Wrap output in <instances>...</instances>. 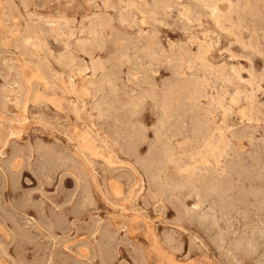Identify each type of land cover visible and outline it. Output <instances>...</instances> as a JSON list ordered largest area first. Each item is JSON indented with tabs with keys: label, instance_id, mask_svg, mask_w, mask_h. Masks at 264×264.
<instances>
[{
	"label": "rangeland",
	"instance_id": "374dc122",
	"mask_svg": "<svg viewBox=\"0 0 264 264\" xmlns=\"http://www.w3.org/2000/svg\"><path fill=\"white\" fill-rule=\"evenodd\" d=\"M236 2L0 0V264H264V0ZM227 78L234 79L231 85ZM176 82H184L181 89ZM163 101L174 111L168 105L171 110L162 112ZM211 143L217 145V158L207 154Z\"/></svg>",
	"mask_w": 264,
	"mask_h": 264
},
{
	"label": "bare ground",
	"instance_id": "6f19581e",
	"mask_svg": "<svg viewBox=\"0 0 264 264\" xmlns=\"http://www.w3.org/2000/svg\"><path fill=\"white\" fill-rule=\"evenodd\" d=\"M152 1L154 2V0H152ZM230 1H231V0H230ZM239 1H241V0H239ZM243 1H244V0H243ZM246 1H247V0H246ZM262 1H263V0H262ZM72 2H73V1H72ZM235 2H236V0H235ZM237 2H238V1H237ZM237 2H236V3H237ZM258 2H259V1H258ZM86 3H87V2H86ZM160 3H161V1H160ZM206 3H207V2H206ZM246 3H248V2H246ZM88 4H89V3H88ZM147 4H149V3H147ZM230 4H231V3H230ZM232 4H234V1L232 2ZM196 5H197V4H196ZM240 5H241V3L238 4L239 7H240ZM248 5L250 6V2L248 3ZM248 5H247V6H248ZM133 6H134V5H133ZM135 6H136V5H135ZM148 6H149V5H148ZM215 6H216V5H215ZM231 6H233V5H231ZM238 6H235L236 9H237ZM242 6H243V4H242ZM247 6H246V7H247ZM251 6L253 7V4H252ZM256 6H257V5H255V7H256ZM156 7H157V6H156ZM209 7H210V6H209ZM233 7H234V6H233ZM244 7H245V6H244ZM246 7H245V8H246ZM162 8H163V7H162ZM210 8H212V7H210ZM241 8H242V7H241ZM245 8H244V9H245ZM259 8H260V7H259ZM187 9L190 10L189 8H187ZM198 9H199V8H198ZM231 9H232V8H231ZM242 9H243V8H242ZM247 9H248V7H247ZM251 9H252V8H251ZM254 9H255V8H254ZM254 9H253V10H254ZM16 10H17V9H16ZM121 10H122V9H121ZM127 10L129 11V9H127ZM188 10H187V11H188ZM204 10H205V9H204ZM204 10H203V11H204ZM217 10H218V9H217ZM232 10H233V9H232ZM238 10H239V9H238ZM253 10H252V11H253ZM256 10H257V8H256ZM124 11H125V9H124ZM124 11H123V12H124ZM130 11H131V10H130ZM153 11H154V9H153ZM153 11H151V13H152ZM254 11H255V10H254ZM120 12H121V11H120ZM126 12H127V11H126ZM126 12H125V13H126ZM147 12H148V11H147ZM155 12H156V11H155ZM231 12H232V11H230V13H231ZM236 12H237V10L235 11V13H236ZM243 12H244V10H243ZM243 12H242V13H243ZM64 13H65V12H64ZM125 13H124V14H125ZM129 13H130V12H129ZM224 13H226V12H224ZM248 13H249V12H248ZM258 13H259V11H258ZM33 14H34V13H33ZM96 14H97V13H96ZM124 14H123V16H124ZM131 14H132V13H131ZM217 14H218V13H217ZM239 14H240V13H239ZM249 14H250V13H249ZM127 15H128V13H127ZM129 15H130V14H129ZM154 15H155V13H154ZM154 15H153V16H154ZM186 15H187V14H186ZM220 15H221V14H220ZM237 15H238V14H237ZM255 15H256V14H255ZM13 16H14V15H13ZM121 16H122V14H121ZM153 16H152V17H153ZM190 16H191V15H190ZM198 16H199V15H198ZM229 16H230V15H229ZM240 16H241V15H240ZM242 16H244V15H242ZM90 17H91V16H90ZM99 17H100V16H99ZM124 17H125V16H124ZM129 17H130V19H133L131 16H129ZM191 17H192V16H191ZM216 17H217V16H216ZM223 17H224V16H223ZM246 17H247V16H246ZM252 17H253V16H252ZM53 18H54V17H53ZM87 18H88V17H87ZM125 18H126V17H125ZM150 18H151V17H150ZM224 18H226V17H224ZM224 18H223V19H224ZM241 18H242V17H241ZM243 18H244V17H243ZM248 18H249V17H248ZM63 19H64V17H63ZM89 19H90V18H89ZM103 19H104V17H103ZM103 19H102V20H103ZM127 19H128V21H130L129 18H127ZM198 19H199V18H198ZM216 19H217V18H216ZM228 19H230V18H228ZM231 19H232V17H231ZM238 19H239V18H238ZM69 20H70V19H69ZM97 20H98V19H97ZM105 20H107V19H105ZM226 20H227V19H226ZM226 20H225V22H226ZM232 20H233V19H232ZM236 20H237V19H236ZM53 21H54V20H53ZM65 21H66V20H65ZM71 21H72V20H71ZM123 21H124V20H123ZM123 21H122V22H123ZM126 21H127V20H125V22H126ZM221 21H222V20H221ZM233 21H235V20H233ZM237 21H238V20H237ZM244 21H245V19H244ZM101 22H102V21L100 20L99 23H101ZM103 22H104V21H103ZM223 22H224V21H223ZM235 22H236V21H235ZM59 23H60V22H59ZM68 23H69V22H68ZM106 23H108V22L106 21ZM106 23H104V24H106ZM129 23H130V22H129ZM219 23H220V22H219ZM230 23H231V22H230ZM232 23H233V22H232ZM240 23H241V21L239 22V24H240ZM57 24H58V23H57ZM64 24H65V23H64ZM102 24H103V23H102ZM102 24H101V26H102ZM110 24H111V23H110ZM233 24H234V23H233ZM59 25H60V24H59ZM97 25H98V24H97ZM106 25H108V24H106ZM106 25H104V26H106ZM217 25H218V24H217ZM219 25H220V24H219ZM223 25H224V23H223ZM236 25H237V22H236ZM236 25H235V27H236ZM101 26H100V27H101ZM220 26H221V25H220ZM231 26H233V25H231ZM238 26H239V25H238ZM242 26H243V25H242ZM34 27H35V26H34ZM53 27H55V26H53ZM95 27H96V26H94V28H95ZM98 27H99V26H98ZM100 27H99V28H100ZM102 27H103V26H102ZM109 27H110V26H109ZM222 27L224 28V26H222ZM30 28H31V27H30ZM59 28H60V27H59ZM61 28H62V27H61ZM240 28H241V26H240ZM14 29H15V28H14ZM27 29H28V28H27ZM51 29H52V28H51ZM57 29H58V28H56V30H57ZM73 29H74V28H73ZM111 29H112V28H111ZM237 29H238V27H237ZM28 30H29V29H28ZM34 30H35V29H34ZM52 30H54V28H53ZM95 30H96V29H95ZM232 30H233V29H232ZM234 30H235V29H234ZM234 30H233V32H234ZM29 31L32 32V29L29 30ZM40 31H42V30H40ZM57 31H58V30H57ZM71 31H73V30H71ZM92 31H93V30H92ZM92 31H90V32H92ZM27 32H28V31H27ZM81 32H82V31H81ZM90 32H89V33H90ZM98 32H100V31H98ZM102 32H103V31H102ZM105 32L108 34L107 31H105ZM24 33H25V32H24ZM28 33H29V32H28ZM40 33H41V32H40ZM40 33H39V37H40ZM43 33H44V32H43ZM93 33H94V32H93ZM37 34H38V33H37ZM98 34H99V33H98ZM107 34H106V35H107ZM31 35H32V33H31ZM90 35H91V34H90ZM95 35H96V33H95ZM98 36H101V35H98ZM98 36H97L96 38H99ZM26 37L29 38V35L25 36V38H26ZM41 37H42V35H41ZM44 37H45V35H44ZM89 37L91 38V36H89ZM25 38H23V39H25ZM96 38H95V39H96ZM86 39H87V38H86ZM88 39H89V38H88ZM91 39H93V38H91ZM91 39H90V40H91ZM102 39H103V38H102ZM26 40H27V39H25V41H26ZM41 40H42V39H41ZM90 40H89V41H90ZM100 40H101V38H100ZM25 41H24V42H25ZM27 41H29V40H27ZM45 41H46V40H44L43 42H45ZM83 41H84V40H83ZM81 42H82V41H81ZM84 42H88V41H84ZM91 42H92V41H91ZM89 43H90V42H89ZM37 44H39V43L37 42ZM46 44H47V42H45L44 45H46ZM99 44H100V43H99ZM130 44H131V43H130ZM132 44H133V43H132ZM34 45H36V44H34ZM39 45H40V44H39ZM124 45H125V44H124ZM202 45H206V44L204 43V44H202ZM32 46H33V45H32ZM37 46H38V45H37ZM42 46H43V45H42ZM85 46H86V43H85ZM90 46H91V44H90ZM97 46H98V44H97ZM104 46H105V44H104ZM199 46L201 47V45H199ZM199 46H198V47H199ZM33 47H34V46H33ZM40 47H41V46H40ZM40 47H39V50H40ZM45 47L47 48V45H46ZM209 47H210V45H209ZM91 48H92V47H91ZM93 48H94V46H93ZM98 48H99V47H98ZM103 48H104V47H103ZM121 48H122V47H121ZM125 48H126V47H125ZM127 48H128V47H127ZM129 48H130V47H129ZM32 49L34 50V48H32ZM80 49H81V48H80ZM83 49H86V48H83ZM123 49H124V48H123ZM134 49H135V47H134ZM189 49H190V48H189ZM189 49H187V50H189ZM202 49H203V48H202ZM28 50H29V49H28ZM35 50H36V49H35ZM42 50H43V49H42ZM90 50H91V49H90ZM126 50H127V49H126ZM131 50H133V49H131ZM151 50H153V49L151 48ZM154 50H155V49H154ZM156 50H157V49H156ZM198 50H199V48H198ZM254 50H255V49H254ZM23 51H24V50H23ZM31 51H32V50H31ZM31 51H30V52H31ZM66 51H67V49H66ZM68 51H69V50H68ZM129 51H130V50H129ZM136 51H137V50H136ZM196 51H197V50H196ZM206 51H207V49H206ZM35 52H36V51H35ZM124 52H125V51H124ZM132 52H133V51H132ZM137 52H138V51H137ZM154 52H155V51H154ZM162 52H163V51H162ZM202 52L204 53V51H202ZM39 53H40V52H39ZM126 53L128 54L129 52H126ZM138 53H139V52H138ZM148 53H149V52H148ZM160 53H161V52H160ZM164 53H166V55H167L168 52H164ZM203 53H201V54L203 55ZM50 54H51V53H50ZM61 54H62V53H61ZM66 54L68 55V53H66ZM153 54H154V53H153ZM198 54H200V53H198ZM31 55H32V54H31ZM59 55H60V54H59ZM64 55H65V53H64ZM67 55H66V56H67ZM132 55H134V54H132ZM138 55H139V54H138ZM158 55H159V54H158ZM160 55H161V54H160ZM207 55H208V54H207ZM121 56H122V55H121ZM126 56L128 57V55H126ZM129 56H131V54H130ZM37 57H38V56H37ZM61 57H63V55H61ZM70 57L73 59V56H70ZM137 57H138V56H137ZM144 57H145V56H144ZM146 57H147V56H146ZM149 57H152V56H150V54H149ZM197 57H198V56H197ZM64 58H66V57L64 56ZM64 58H63V59H64ZM71 58H70V59H71ZM99 58H100V57H99ZM109 58H110V57H109ZM147 58H148V57H147ZM191 58H192V57H191ZM200 58H201V55H200ZM203 58H204V56H203ZM68 59H69V55H68ZM74 59H75V58H74ZM118 59H119V58H118ZM121 59H122V57H121ZM121 59H120V60H121ZM128 59H129V57H128ZM152 59H153V58H152ZM157 59H158V58H157ZM167 59H168V58H167ZM196 59H197V58H195V60H196ZM58 60H59V58H58ZM60 60H61V59H60ZM60 60H59V63H60ZM66 60H67V59H66ZM97 60H98V59H97ZM179 60H180V59H179ZM198 60H199V59H198ZM205 60H207V57L205 58ZM68 61H69V60H68ZM70 61H72V60H70ZM122 61H123V60H122ZM185 61H186V60H185ZM207 61H208V60H207ZM61 62H62V61H61ZM63 62H64V61H63ZM65 62H66V61H65ZM73 62H74V60H73ZM96 62H97V61H96ZM171 62H172V61H171ZM183 62H184V61H183ZM188 62L190 63V61L187 60V63H188ZM192 62H193V61H192ZM200 62H201V61H200ZM68 63H69V65L71 66L70 62H68ZM68 63H67L66 65H68ZM100 63L102 64V61H101ZM107 63H108V62H107ZM185 63H186V62H185ZM195 63H196V61H195ZM202 63H203V62H202ZM204 63H206V62L204 61ZM208 63H209V61H208ZM93 64H94V62H93ZM117 64H118V63H117ZM121 64H122V63H121ZM192 64H193V63H192ZM211 64H212V63H210V65H211ZM64 65H65V64H64ZM184 65H185V64H184ZM203 65H204V64H203ZM39 66H40V64L38 65V67H39ZM44 66H45V65H44ZM73 66H74V65H73ZM93 66H94V65H93ZM96 66H97V65H96ZM117 66L119 67V65H117ZM190 66H191V64H190ZM40 67H41V66H40ZM98 67H99V66H98ZM100 67H102V70H104V69H103V66H100ZM100 67H99V69H100ZM111 67H112V66H111ZM114 67H115V66H114ZM114 67H112V68H114ZM183 67H184V66H183ZM192 67H193V65H192ZM207 67H208V66H207ZM212 67H213V66H212ZM212 67H211V69L214 68V67H213V68H212ZM96 68H97V67H96ZM96 68H95V69H96ZM179 68H180V67H179ZM188 68H189V66H188ZM188 68H187V69H188ZM190 68H191V67H190ZM190 68H189L188 70H190ZM201 68H202V67H201ZM205 68H206V67H205ZM221 68H222V67H221ZM223 68H224V70H225V67H223ZM223 68H222V70H223ZM97 69H98V68H97ZM119 69H120V68H119ZM177 69H178V68H177ZM193 69H194V68H193ZM203 69H204V68H203ZM218 69H219V68H218ZM48 70H49V69H48ZM50 70H51V69H50ZM179 70H180V69H179ZM181 70H182V69H181ZM191 70H192V69H191ZM191 70H190V71H191ZM205 70H209V69H205ZM216 70H217V69H216ZM194 71H197V70H194ZM199 71H200V70H198V72H199ZM82 72H83V71H82ZM107 72H108V71H107ZM177 72H178V71H177ZM180 72H181V71H180ZM201 72H202V71H201ZM210 72H211V71H210ZM217 72H218V71H217ZM219 72H220V71H219ZM219 72H218V73H219ZM178 73H179V72H178ZM182 73H183V72H182ZM182 73H180V74L182 75ZM194 73H195V72H194ZM205 73H206V72H205ZM220 73H222V72H220ZM100 74H101V73H100ZM103 74H104V73H103ZM108 74H110V73H108ZM115 74H116V73H115ZM117 74H119V73L117 72ZM184 74H185V73H184ZM195 74H196V73H195ZM222 74H223V73H222ZM222 74H221V76H222ZM227 74H228V78H229L230 75H229V73H227ZM227 74H226V75H227ZM231 74H232V73H231ZM185 75H188V74H185ZM185 75H184V76H185ZM210 75L212 76L211 73H210ZM216 75H217V74H216ZM226 75H225V76H226ZM237 75H238V74H237ZM100 76H101V75H100ZM112 76H113V75H112ZM193 76H194V75H193ZM207 76H208V75H207ZM225 76H224V77H225ZM232 76H233V75H232ZM20 77H21V75H20ZM46 77H47V76H46ZM108 77H110V75H109ZM182 77H183V75H182ZM188 77H189V79H190L191 76H188ZM197 77H198V76H197ZM215 77H216V76H215ZM230 77H231V76H230ZM70 78H71V77H70ZM70 78H69V79H70ZM99 78H100V77H99ZM103 78H104V77H103ZM105 78H107V76H106ZM110 78H111V77H110ZM110 78H109V79H110ZM115 78H116V77H114L113 79H115ZM186 78H187V76H186ZM195 78H196V77H195ZM228 78H227V81H228ZM232 78H233V77H232ZM240 78H241V77H240ZM16 79H17V78H16ZM19 79H20V78H19ZM107 79H108V78H107ZM117 79H119V77H117ZM117 79H115V80H117ZM183 79H184V78H183ZM189 79H186V81L189 80ZM192 79H193V78H192ZM200 79H201V78H200ZM203 79H204V76H203ZM230 79H231V78H230ZM22 80H23V79H22ZM22 80H20V81H22ZM194 80H195V79H194ZM215 80H216V79H215ZM218 80H219V79H218ZM233 80H234V79H233ZM233 80H232V81L230 80V81L233 82ZM97 81H98V80H97ZM104 81H105V80H104ZM107 81H108V80H107ZM107 81H106V82H107ZM180 81H181V80H180ZM205 81H207V80H205ZM230 81H228V82H230ZM16 82H18V81H16ZM70 82H71V80H70ZM72 82H73V81H72ZM102 82H103V81H102ZM111 82H112V81H111ZM115 82H116V81H115ZM172 82H173V81H172ZM184 82H185V81H184ZM184 82H183V83H184ZM190 82L192 83V81H190ZM195 82H196V81H195ZM209 82H210V81H209ZM214 82H215V81H214ZM214 82H213V83H214ZM222 82H223V81H222ZM222 82H221V84H222ZM225 82H226V81H225ZM231 82L229 83L230 85H231ZM113 83H114V82H113ZM113 83H111V84L114 85ZM145 83H146V82H145ZM145 83H144V84H145ZM183 83H182V84H183ZM187 83H188V81L185 83L186 86L189 85V83H188V85H187ZM197 83H198V82H197ZM217 83H218V82H217ZM237 83H238V82H237ZM95 84H96V81H95ZM118 84H119V83H117V85H118ZM170 84H171V83H170ZM172 84H173V83H172ZM182 84H180L179 86L182 87ZM195 84H196V83H195ZM203 84H204V83H203ZM221 84H220V85H221ZM225 84H226V83H225ZM234 84H235V83H233V85H234ZM19 85H20V84H19ZM19 85H18V86H19ZM23 85H25V84H23ZM106 85H107V84H106ZM162 85H163V84H162ZM165 85H166V84H165ZM165 85H163V86H165ZM167 85H168V83H167ZM167 85H166V86H167ZM175 85L178 86V83L176 82ZM185 85H184V87H185ZM197 85L200 87L199 84H197ZM214 85H215V83H214ZM222 85H223V84H222ZM21 86H22V85H21ZM75 86H76V85H75ZM90 86H91V85H90ZM119 86H120V85H119ZM170 86H171V85H170ZM177 86H176V87H177ZM179 86H178V87H179ZM192 86H193V84H192ZM204 86H205V85H204ZM211 86L213 87V85H211ZM211 86H209V87H211ZM226 86H227V85H226ZM234 86H237V85H234ZM71 87H72V83H71ZM96 87H100V81H99V86H96ZM102 87H103V86H102ZM107 87H108V86H107ZM112 87H114V86H112ZM116 87H117V86H116ZM116 87H115V88H116ZM152 87H153V86H152ZM168 87H169V85H168ZM178 87H177V88H178ZM184 87H183V89H184ZM196 87H197V86H196ZM199 87H198V88H199ZM214 87H215V86H214ZM227 87H228V86H227ZM19 88H21V87H19ZM22 88H24V87L22 86ZM72 88H73V87H72ZM105 88H106V87H105ZM115 88H114V89H115ZM117 88H118V87H117ZM117 88H116V89H117ZM172 88H174V87L171 86V89H172ZM190 88H191V87H190ZM222 88H223V86H222ZM95 89H96V88H95ZM98 89H99V88H98ZM110 89H112V88L110 87ZM124 89H125V88H124ZM124 89H123V92H124ZM135 89H136V88H135ZM164 89H166V88H163V91H165ZM179 89H181V88L179 87ZM188 89H189V88H188ZM195 89H196V88H195ZM195 89H193V90H195ZM213 89H216V88H213ZM219 89H220V88H219ZM225 89H226V88H225ZM234 89H235V88H234ZM238 89H239V88H238ZM25 90H26V88H25ZM100 90H101V91H104L105 89H104V90L100 89ZM107 90H108V89H107ZM161 90H162V89H161ZM169 90H170V89H169ZM191 90H192V89H191ZM200 90H201V88H200ZM203 90H204V89H203ZM222 90H223V89H222ZM227 90H228V89H227ZM239 90H240V92H241V89H239ZM239 90H238V91H239ZM17 91H18V90H17ZM20 91H21V90H20ZM22 91H24V90H22ZM22 91H21V92H22ZM101 91H100V92H101ZM112 91H113V90H112ZM132 91H133V90H132ZM139 91H140V90H139ZM149 91H150V90H149ZM149 91H148V93H149ZM163 91L161 92V94L163 93ZM166 91H167V90H166ZM166 91H165V92H166ZM170 91H172L171 93H173V90H170ZM181 91H182V90H181ZM183 91H184V90H183ZM219 91H220V90H219ZM238 91H237V93H238ZM243 91H244V90H243ZM25 92H26V91H25ZM73 92H74V91H73ZM75 92H76V91H75ZM113 92H114V91H113ZM118 92H119V91H118ZM152 92H153V90H152ZM154 92H155V91H154ZM177 92H178V91H177ZM190 92H191V91H190ZM190 92H189V93H190ZM223 92H225V90H223ZM23 93H24V92H22V94H23ZM94 93H96V92L94 91ZM105 93H106V92H105ZM133 93H134V92H133ZM138 93H139V92H138ZM138 93H137V94H138ZM141 93H142V91H141ZM144 93H145V91H144ZM146 93H147V91H146ZM156 93H157V90H156ZM167 93H168V92H167ZM169 93H170V92H169ZM179 93H180V92H179ZM186 93H187V92H186ZM196 93H197V92H196ZM198 93L201 94V92H198ZM202 93H203V92H202ZM204 93H205V92H204ZM207 93H208V92H207ZM220 93H222V92H220ZM226 93H227V92H226ZM228 93H229V91H228ZM17 94H18V93H17ZM22 94H21V95H22ZM92 94H93V93H92ZM99 94H100V93H99ZM110 94H111V93H110ZM122 94H123V93H122ZM124 94H125V93H124ZM128 94H129V93H128ZM130 94H131V92H130ZM152 94H153V93H152ZM224 94H225V93H224ZM234 94H236V93H234ZM234 94H232V95H234ZM240 94H241V93H240ZM19 95H20V94H19ZM74 95H75V94H74ZM108 95H109V93H108ZM108 95L106 94V96H108ZM140 95H141V94H140ZM148 95L150 96V94H148ZM154 95H155V94H154ZM164 95H165V94H164ZM175 95H176V94H175ZM182 95H185V94L182 93ZM197 95H199V94H197ZM197 95H196V97H197ZM201 95H202V94H201ZM225 95H226V94H225ZM228 95H229V94H228ZM238 95H239V94H238ZM22 96H23V98H24V94H23ZM75 96H76V95H75ZM94 96L97 97V95H94ZM103 96H104V93H103ZM112 96H113V95H112ZM129 96H130V95H129ZM131 96H132V95H131ZM138 96H139V95H138ZM142 96H144V95H142ZM142 96H141V97H142ZM151 96H152V95H151ZM157 96H158V95H157ZM162 96H163V95H162ZM167 96H168V95H167ZM167 96H166V98H168ZM204 96H205V95H204ZM204 96H203V97H204ZM214 96H215V95H214ZM235 96H236V95H235ZM239 96H240V95H239ZM247 96H248V95H247ZM19 97H20V96H19ZM108 97H109V96H108ZM114 97H115V95H114ZM141 97L139 96L138 98H141ZM145 97H146V96H144V98H145ZM154 97H156V96H154ZM154 97H153V98H154ZM186 97H187V96H186ZM191 97H193V96H191ZM194 97H195V96H194ZM200 97H201V96H200ZM211 97H213V96H211ZM220 97H221V96H220ZM231 97H232V96H231ZM231 97H229V98L231 99ZM21 98H22V97H21ZM77 98H78V97H77ZM92 98H93V97H92ZM92 98H91V100H92ZM106 98H107V97H106ZM112 98H113V97H111L110 99L112 100ZM133 98H135V97H133ZM136 98H137V97H136ZM142 98H143V97H142ZM149 98H150V97H149ZM157 98H161V97H157ZM157 98H156V99H157ZM172 98H173V97H172ZM178 98H179V97H178ZM180 98H181V97H180ZM18 99H20V98H18ZM114 99H115V98H114ZM127 99H128V96H127ZM163 99H165V98H163ZM163 99H161V100H163ZM169 99H171V97H170ZM174 99H175V97H174ZM182 99H183V98H182ZM189 99H190V98H189ZM200 99H201V98H200ZM210 99H211V98H210ZM215 99H216V98H215ZM232 99H233V97H232ZM234 99H236V97H235ZM240 99H241V98H240ZM20 100H21V99H20ZM102 100H104V98L101 99V101H102ZM117 100H118V99H117ZM120 100H122V99H119V101H120ZM128 100H129V99H128ZM132 100H135V99H132ZM140 100H141V99H140ZM140 100H139V101H140ZM142 100H143V99H142ZM142 100H141L140 102L143 103L144 100H143V101H142ZM145 100H146V99H145ZM147 100H148V99H147ZM154 100H155V98L153 99V101H154ZM158 100H159V99H158ZM167 100H168V99H167ZM171 100H172V99H171ZM176 100H177V99H176ZM190 100H191V99H190ZM211 100H212V99H211ZM238 100H239V98H238ZM2 101H3V100H2ZM2 101H1V102H2ZM22 101H23V100H22ZM81 101H82V100H81ZM92 101H94V100H92ZM98 101H99V99H98ZM98 101H97V103H98ZM104 101H105V100H104ZM108 101H109V100H108ZM113 101H114V100H113ZM119 101H117V102H119ZM122 101H123V100H122ZM136 101H137V100H136ZM168 101H169V100H168ZM180 101H181V100H180ZM182 101H183V100H182ZM191 101H192V100H191ZM195 101H196V100H195ZM213 101H214V100H213ZM213 101H212V102H213ZM215 101H216V100H215ZM219 101H220V100H219ZM224 101H225V100H224ZM102 102H103V101H102ZM123 102H124V101H123ZM159 102H160V101H159ZM159 102H158V104H159ZM163 102H164L163 106L161 105V106L163 107L162 112L164 111V113H167V110H168V108H169V107H168L169 102H167V101H163ZM163 102H162V103H163ZM171 102H172V101H171ZM173 102H174V100H173ZM185 102H186V101H185ZM231 102H233V101H231ZM235 102H236V101H235ZM240 102H241V101H240ZM246 102H247V101H246ZM4 103H5V102H4ZM4 103H3V104H4ZM103 103H104V102H103ZM109 103H111V101H109ZM119 103H122V102L120 101ZM144 103H145V102H144ZM162 103H161V104H162ZM178 103H179V102H178ZM188 103H189V102H188ZM190 103H192V102H190ZM196 103H198V101H197ZM221 103H222V102H221ZM221 103H220V105H221ZM223 103H224V102H223ZM14 104H15V103H14ZM105 104H107V103H105ZM126 104H127V103H126ZM126 104H125V105H126ZM131 104H132V102L129 104V101H128V105H131ZM134 104H135V103H134ZM171 104H172V103H171ZM174 104L177 105L176 103H174ZM179 104H180V103H179ZM182 104H183V103H182ZM201 104H202V103H201ZM224 104H225V103H224ZM231 104H232V103H230V105H231ZM236 104H237V103H236ZM236 104H235V105H236ZM238 104H240L239 101H238ZM99 105H100V104H99ZM103 105H104V104H103ZM110 105H111V104H110ZM110 105H109V109H111ZM125 105L122 104V108H123V106H125ZM142 105H143V104H142ZM153 105H155V104H153ZM180 105H181V104H180ZM183 105H185V104H183ZM195 105H197V104H195ZM213 105H214V104H213ZM215 105H216V104H215ZM215 105H214V106H215ZM230 105H228V106H230ZM251 105H252V104H251ZM95 106H96V105H95ZM95 106H94V107H95ZM104 106H105V105H104ZM114 106H117L116 103H115ZM131 106H133V105H131ZM131 106H130V107H131ZM135 106H136V104H135ZM155 106H158V105H155ZM159 106H160V105H159ZM169 106L171 107V105H169ZM187 106H188V104H187ZM201 106H202V105H201ZM201 106H200V107H201ZM223 106H224V105H223ZM228 106H227V108H228ZM252 106H253V105H252ZM99 107H101V105H100ZM126 107H127V106H126ZM126 107H125V108H126ZM133 107H134V106H133ZM141 107H142V106H141ZM175 107H176V106H175ZM181 107H182V106H181ZM191 107H192V106H191ZM195 107H196V106H195ZM210 107H212V106H210ZM217 107H218V106H217ZM230 107L232 108V106H230ZM102 108H103V107H102ZM104 108H106V107H104ZM116 108H117V107H116ZM128 108H129V106H128ZM135 108H136V107H135ZM157 108H158V107H157ZM157 108H156V109H157ZM173 108H174V107H173ZM179 108H180V107H179ZM193 108H194V107H193ZM204 108H205V107H204ZM212 108H213V107H212ZM231 108H229V109H231ZM250 108H251V107H250ZM96 109H97V108H96ZM99 109H100V108H99ZM106 109H108V107H107ZM118 109H119V107H118ZM118 109H117V111H118ZM126 109H127V108H126ZM130 109H131V108H130ZM130 109H129V111H130ZM139 109H140V108H139ZM159 109H160V108H159ZM171 109H172V107H171ZM171 109L169 108V110H171ZM176 109H178V107H177ZM183 109H184V108H183ZM195 109H196V108H195ZM199 109H200V108H199ZM199 109H198V110H199ZM229 109H228V111H229ZM76 110H77V109H76ZM97 110H98V109H97ZM102 110H104V109H102ZM124 110H125V109H124ZM132 110H133V109H132ZM137 110H138V109H137ZM160 110H161V109H160ZM172 110H173V109H172ZM191 110H192V109H191ZM191 110H190V111H191ZM220 110H221V109H220ZM224 110H226V108H225ZM231 110H234V109H231ZM110 111H111V110H110ZM110 111H109V112H110ZM113 111H114V110H113ZM119 111H120V109H119ZM119 111H118V112H119ZM156 111H157V110H156ZM173 111H174V110H173ZM173 111H172L171 113H173ZM182 111H183V110H182ZM200 111H201V110H200ZM209 111H210V110H209ZM250 111L252 112L251 109H250ZM100 112H101V111H100ZM104 112H105V111H104ZM109 112L107 111V113H109ZM111 112H112V111H111ZM126 112H128V111H126ZM126 112H125V114H126ZM130 112H132V111H130ZM133 112H136V113H137L136 109H135V111L133 110ZM197 112H199V111H196V112H194V113H197ZM214 112H215V111H214ZM224 112H225V111H224ZM230 112H231V111H230ZM77 113H78V112H77ZM102 113H103V112H102ZM114 113H115V112H114ZM136 113H134V114H136ZM176 113H177V112H176ZM184 113H185V111H184ZM192 113H193V112H192ZM199 113H201V112H199ZM205 113H206V112H205ZM205 113H204V114H205ZM222 113H223V112H222ZM226 113H227V112H225L224 114L226 115ZM162 114H163V113H162ZM169 114H170V113H169ZM169 114H168V115H169ZM174 114H175V112H174ZM174 114H173V115H174ZM208 114H210V113H208ZM214 114H215V113H214ZM107 115H108V114H107ZM109 115H111V113H109ZM136 115H137V114H136ZM160 115H161V114H160ZM168 115H167V116H168ZM170 115H171V114H170ZM173 115L170 116V117L172 118ZM177 115H178V113H177ZM222 115H223V114H222ZM228 115H229V113H228ZM120 116H121V115H120ZM175 116H176V115H175ZM183 116H184V115H183ZM193 116H194V115H193ZM193 116H192V117H193ZM196 116H198V115H196ZM207 116H209V115H207ZM210 116H212V113L210 114ZM126 117H127V116H126ZM126 117H124V118H126ZM134 117H135V115H134ZM176 117H177V116H176ZM179 117L182 118V116H178V118H179ZM188 117H189V116H188ZM200 117H201V116H200ZM226 117H227V116H225V118H226ZM100 118H101V117H100ZM108 118H109V117H108ZM122 118H123V117H122ZM124 118H123V119H124ZM129 118H130V117H129ZM132 118H133V117H132ZM132 118H131V119H132ZM157 118H158V117H157ZM183 118H184V117H183ZM193 118H194V117H193ZM193 118H192V119H193ZM201 118H203V117H201ZM246 118H247V117H246ZM126 119H128V118H126ZM135 119H136V117H135ZM140 119H141V118H140ZM158 119H159V118H158ZM166 119H167V118H166ZM174 119H175V118H174ZM174 119H173V120H174ZM176 119H177V118H176ZM198 119H199V118H198ZM226 119H227V118H226ZM124 120H125V119H124ZM178 120H179V119H178ZM190 120H191V119H190ZM207 120H209V119H207V117H206V121H207ZM211 120H212V119H211ZM211 120H210V122H211ZM215 120H216V119H215ZM129 121H130V124H131V120H129ZM129 121H127V122H129ZM161 121H162V120H161ZM164 121H165V120H164ZM164 121H163V123H164ZM169 121H171L170 118H169ZM175 121H176V120H175ZM191 121H192V120H191ZM193 121H194V120H193ZM142 122H143V121H142ZM142 122L140 121V122H139V125H140ZM165 122H166V121H165ZM182 122H183V120H182ZM207 122H208V121H207ZM210 122H209V124H210ZM212 122H213V120H212ZM217 122H218V121H217ZM222 122H223V120H222ZM124 123H125V121H124ZM143 123H144V122H143ZM166 123H168V121H167ZM166 123H165V124H166ZM169 123H170V122H169ZM169 123H168V126H169ZM172 123H173V122H172ZM191 123H192V122H191ZM191 123H190V124H191ZM197 123H198V122H197ZM199 123H200V122H199ZM218 123H219V122H218ZM223 123H224V122H223ZM227 123H228V122H227ZM231 123H232V122H231ZM104 124H105V123H104ZM118 124H119V123H118ZM135 124H137V123L135 122ZM135 124H134V125H135ZM158 124H159V123H158ZM165 124H163V125H165ZM175 124H176V123H175ZM181 124H182V123H181ZM184 124H186V123H184ZM190 124H189V125H190ZM204 124H205V123H204ZM209 124H207V126H208ZM224 124H226V123H224ZM86 125H87V124H86ZM95 125H96V124H95ZM123 125H124V124H123ZM127 125H128V124H127ZM143 125H144V124H143ZM143 125H142V126H143ZM172 125H173V124H172ZM198 125H199V124H198ZM213 125H214V124H213ZM220 125H221V124H220ZM241 125H242V124H241ZM102 126H103V125H102ZM120 126H122V125H120ZM128 126H129V125H128ZM144 126H145V125H144ZM157 126H158V125H157ZM183 126H184V125H183ZM193 126H195V124H194ZM199 126H200V125H199ZM207 126H206V127H207ZM217 126H218V125H217ZM222 126H223V125H222ZM222 126H221V127H222ZM122 127H123V126H122ZM124 127H125V126H124ZM126 127H127V126H126ZM135 127H136V126H135ZM163 127H164V126H163ZM163 127H160V128H163ZM172 127H173V126H171L170 128L172 129ZM176 127H177V126H176ZM226 127H227V126H226ZM88 128H91V127H88ZM118 128H120V127H118ZM131 128H132V126H131ZM136 128H140V126H139V127H136ZM144 128H145V127H144ZM165 128H168V127H165ZM184 128H185V127H184ZM187 128H188V127H187ZM201 128H202V127H201ZM215 128H217V127H215ZM124 129H125V128H124ZM124 129H123V130H124ZM126 129H127V128H126ZM126 129H125V130H126ZM141 129H143V128H141ZM141 129H140V130H141ZM157 129H158V128H157ZM178 129H179V128H178ZM178 129H177V131H178ZM210 129H211V128H210ZM213 129H214V128H213ZM223 129H225V128H223ZM228 129H229V128H228ZM121 130H122V129H121ZM134 130H135V129H134ZM138 130H139V129H138ZM144 130H146V129H144ZM154 130H155V129H154ZM165 130H166V129H165ZM165 130H162V131H165ZM169 130H170V129H169ZM179 130H180V129H179ZM192 130H193V129H192ZM192 130H191V131H192ZM194 130H195V129H194ZM197 130H198V132H199V128H198ZM200 130H201V129H200ZM202 130H203V129H202ZM219 130H220V129H219ZM118 131H119V130H118ZM129 131L131 132L132 130H129ZM158 131H159V130H158ZM160 131H161V130H160ZM173 131H174V130H173ZM175 131H176V130H175ZM180 131H181V130H180ZM180 131H179V133H180ZM203 131H204V130H203ZM203 131H202V132H203ZM215 131H216V130H215ZM217 131H218V130H217ZM217 131H216V132H217ZM91 132H92V131H91ZM97 132H98V131H97ZM97 132H96V133H97ZM115 132H116V130H115ZM122 132H123V131H122ZM124 132H125V131H124ZM127 132H128V131H127ZM130 132H129V133H130ZM133 132H134V131H133ZM138 132H139V131H138ZM144 132H146V131H144ZM185 132H187V131H185ZM192 132H193V131H192ZM220 132H221V131H220ZM230 132H231V131H230ZM131 133H132V132H131ZM135 133H136V130H135ZM146 133H147V132H146ZM154 133H155V131H154ZM156 133H157V132H156ZM159 133H160V132H159ZM162 133H163V132H162ZM165 133H166V132H165ZM167 133H168V131H167ZM167 133H166V134H167ZM169 133H171V131H170ZM196 133H197V131H196ZM200 133H201V131H200ZM204 133L206 134L207 132H204ZM214 133H215V132H214ZM214 133H211V134H214ZM222 133H224V132H222ZM97 134H98V133H97ZM97 134H96V135H97ZM119 134H120V133H119ZM122 134H123V133H122ZM133 134H134V133H133ZM133 134H132V136H133ZM140 134H142V133H140ZM144 134H145V133H144ZM157 134H158V133H157ZM215 134H217V133H215ZM220 134H221V133H220ZM229 134H230V133H229ZM231 134L234 135L235 133H231ZM115 135H117V134H115ZM124 135H125V134H124ZM134 135H135V134H134ZM146 135H147V134H146ZM158 135H159V134H158ZM167 135H168V134H167ZM172 135H173V133H172ZM174 135H175V134H174ZM181 135H183V134H181ZM181 135L179 134V136H181ZM222 135H223V134H222ZM224 135H225V134H224ZM98 136H99V135H98ZM119 136H121V137H119ZM119 136H118V137L122 139V136H123V135H119ZM128 136H129V135H128ZM130 136H131V135H130ZM175 136H176V135H175ZM175 136H174V137H175ZM197 136H198V135H197ZM205 136H207V135H205ZM209 136H210V135H209ZM11 137H12V136H11ZM111 137L113 138V136H111ZM162 137H163V136H162ZM164 137H165V136H164ZM176 137H177V136H176ZM182 137H183V136H182ZM185 137H186V136H185ZM185 137H184V138H185ZM225 137H226V135H225ZM231 137H232V136H231ZM231 137H228L227 140H228L229 138H231ZM99 138H100V137H99ZM101 138H102V136H101ZM112 138H111V140H112ZM115 138H116V136H115ZM119 138H118V139H119ZM129 138L131 139V137H129ZM138 138H139V137H138ZM143 138H145V135H144ZM155 138H156V137H155ZM159 138H160V137H159ZM159 138H158V139H159ZM165 138H166V137H165ZM168 138H169V137H168ZM190 138H191V137H190ZM210 138H211V137H210ZM210 138H209V139H210ZM214 138H216V140H217V137H214ZM219 138H220V140H221V138H223V137L219 136ZM104 139H105V138H104ZM123 139H124V138H123ZM126 139H127V138H126ZM130 139H129V140H130ZM133 139L135 140V138H133ZM133 139H132V140H133ZM145 139H146V138H145ZM161 139H162V138H161ZM166 139H167V138H166ZM186 139H188V138H186ZM192 139H193V138H192ZM194 139H195V138H194ZM196 139H197V138H196ZM203 139H204V137H203ZM209 139H208V140H209ZM99 140H100V139H99ZM111 140H110V141H111ZM115 140H117V139H115ZM119 140H120V139H119ZM156 140H157V139H155V141H156ZM168 140H170V139H168ZM189 140H190V139H189ZM223 140H224V139H223ZM227 140H226V141H227ZM10 141H11V140H10ZM124 141H125V140H124ZM124 141H123V142H124ZM135 141H138V140H135ZM143 141H144V139H143ZM179 141H182V139L179 140ZM192 141H193V140H192ZM199 141H200V140H199ZM203 141H204V140H203ZM210 141H211V139H210ZM218 141H219V140H218ZM102 142H103V141H102ZM106 142H107V141H106ZM113 142H115V141H113ZM129 142H130V141H129ZM153 142H154V141H153ZM153 142H151V143H153ZM160 142H161V141H160ZM163 142H164V141H163ZM166 142H167V141H166ZM212 142H213V141H212ZM220 142H221V141H220ZM220 142H219V143H220ZM227 142H228V141H227ZM10 143H11V142H9V144H10ZM115 143H116V142H115ZM118 143H119V142H118ZM126 143H128V142H126ZM156 143H157V141H156ZM187 143H188V140H187ZM187 143H186V145H187ZM200 143H201V141H200ZM205 143H206V142H205ZM222 143H223V141H222ZM222 143H221V144H222ZM229 143H230V142H229ZM231 143H232V142H231ZM100 144H101V141H100ZM104 144H105V142H104ZM106 144H107V143H106ZM106 144H105V145H106ZM116 144H117V143H116ZM128 144L130 145L131 142L128 143ZM128 144H127V147L129 146ZM132 144H133V143H132ZM136 144H138V143H136ZM158 144H159V143H158ZM161 144H163V143H161ZM177 144H178V143H177ZM184 144H185V143H184ZM184 144H183V145H184ZM195 144H196V143H195ZM195 144H194V145H195ZM227 144H228V143H227ZM101 145H102V144H101ZM101 145H100V146H101ZM118 145H119V144H118ZM150 145H151V144H150ZM159 145H160V144H159ZM166 145H167V143H166ZM168 145H169V143H168ZM172 145H173V143L171 144V146H172ZM183 145H182V146H183ZM194 145H193V146H194ZM201 145H202V144H201ZM218 145H219V144H218ZM225 145H226V144H225ZM123 146H124V145H121L120 148H122ZM133 146H134V145H133ZM133 146H132V148H134ZM177 146H178V145H177ZM177 146H175V148H176ZM189 146L191 147L190 144H189ZM196 146H197V145H196ZM208 146H209V149H208L207 154H208V155H209V154H212V155H214V157H215V153H218V152H216L217 145H216L215 143H211V144L208 145ZM229 146L231 147V145H229ZM229 146H227V147L229 148ZM152 147H154V146L152 145ZM162 147H163V146H162ZM165 147H166V146H164V148H165ZM204 147H206V146L204 145ZM222 147H224V146H222ZM106 148H108V147H106ZM129 148H130V147H129ZM137 148H138V147H137ZM155 148H156V147H155ZM157 148H159V150H160V147H157ZM173 148H174V145H173ZM178 148H179V147H178ZM197 148H198V147H197ZM218 148H219V147H218ZM228 148H227V149H228ZM109 149H110V148H109ZM130 149H131V148H130ZM135 149H136V148H135ZM170 149H171V148H170ZM170 149H169V147L166 148L167 151L170 150ZM187 149H189V148H187ZM191 149H193V148H191ZM202 149H203V148H202ZM202 149H201V150H202ZM232 149H233V148H232ZM128 150H129V149H128ZM131 150H132V149H131ZM150 150H151V147H150ZM174 150H175V149H174ZM183 150H184V149H183ZM185 150H186V149H185ZM193 150H195V149H193ZM205 150L207 151V149H205ZM217 150H218V149H217ZM224 150H225V149H224ZM108 151H109V150H108ZM126 151H127V149H126ZM138 151H139V149H138ZM138 151H137V152H138ZM151 151H152V150H151ZM156 151L158 152V149H156ZM160 151H161V150H160ZM164 151H165V150H164ZM167 151H166V152H167ZM175 151H176V150H175ZM175 151H174V152H175ZM179 151H180V150H179ZM197 151H198V149H197ZM221 151H223V150H221ZM229 151H230V149L228 150V153H230ZM114 152H115V151H114ZM135 152H136V150H135ZM149 152H150V151H149ZM153 152H154V151H153ZM170 152H171V151H169L168 153H170ZM174 152H173V153H174ZM180 152H181V151H180ZM180 152H179V153H180ZM184 152L186 153V151H184ZM184 152H183V153H184ZM192 152H194V151H192ZM203 152H204V151H203ZM203 152H202V153H203ZM225 152H226V151H225ZM77 153H78V152H77ZM112 153H113V152H112ZM168 153H167V154H168ZM86 154H87V153H86ZM130 154H131V153H130ZM132 154H134V152H133ZM154 154H155V152H154ZM161 154H162V153H161ZM161 154H160V155H161ZM167 154H166V155H167ZM171 154H172V153H170V156H171ZM189 154H190V153H189ZM225 154H226V153H225ZM60 155H61V154H60ZM81 155H82V154H81ZM87 155H88V154H87ZM87 155H85V156H87ZM137 155H138V154H137ZM156 155H157V153H156ZM158 155H159V154H158ZM173 155H174V154H173ZM178 155H179V154H178ZM182 155H183V154H182ZM186 155H187V154H186ZM190 155H191V154H190ZM190 155H189V157H191ZM194 155L196 156V153H195ZM194 155H193V156H194ZM216 155H217V154H216ZM218 155H220V154H218ZM232 155H233V153H232ZM237 155H238V154H237ZM150 156H151V155H150ZM152 156H153V155H152ZM162 156H163V155H162ZM175 156H176V155H175ZM179 156H180V155H179ZM197 156H198V155H197ZM230 156H231V155H230ZM153 157L155 158L156 156H153ZM159 157H160V156H159ZM205 157H206V156H204V158H205ZM209 157H210V156H208V158H209ZM214 157H213V160H214ZM226 157H229V156H226ZM240 157L243 158V156H240ZM146 158H147V157H146ZM161 158H162V157H161ZM167 158H168V157H167ZM175 158H176V157H175ZM175 158H174V159H175ZM177 158H178V157H177ZM177 158H176V159H177ZM181 158H182V157H181ZM185 158H186V157H185ZM195 158H196V157H195ZM197 158H198V157H197ZM199 158H200V155H199ZM208 158H207V159H208ZM215 158H217V157H215ZM218 158H219V157H218ZM222 158H223V157H222ZM232 158H233V156H232ZM238 158H239V157H238ZM259 158H260V157H259ZM259 158H258V159H259ZM90 159H91V158H90ZM144 159H145V158H143V160H144ZM149 159H150V158H149ZM168 159H170V157H169ZM176 159H175V162H176ZM178 159H179V158H178ZM189 159H190V158H189ZM191 159H192V158H191ZM220 159H221V157H220ZM254 159H255V158H254ZM254 159H253V161H254ZM260 159H262V158H260ZM147 160H148V158H147ZM153 160H154V159H153ZM166 160H167V159H166ZM184 160H185V159H184ZM193 160H194V159H193ZM198 160H199V159H198ZM230 160H231V159H230ZM148 161H150V160H148ZM161 161H163V159H162ZM189 161H190V160H189ZM191 161H192V160H191ZM202 161H203V160H202ZM208 161H209V160H208ZM228 161H229V160H228ZM238 161H240V160H238ZM159 162H160V161H159ZM168 162H169V161H167V163H168ZM171 162H172V161H171ZM171 162H170V163H171ZM173 162H174V160H173ZM212 162H213V161H212ZM226 162H227V161H226ZM254 162H255V161H254ZM254 162H253V164H254ZM257 162H259V161H257ZM260 162H261V161H260ZM262 162H263V161H262ZM144 163H145V162H144ZM164 163H165V162H164ZM167 163H165V164L167 165ZM177 163H179V162H177ZM194 163H195V162H194ZM196 163H197V162H196ZM205 163L207 164L206 161H205ZM208 163H209V162H208ZM216 163H217V162H216ZM223 163H225V162H223ZM231 163H232V162H231ZM240 163H241V162H240ZM247 163H248V162H247ZM263 163H264V162H263ZM148 164H149V162H148ZM158 164L160 165L159 167H161L162 162H161V164H160V163H158ZM179 164H180V163H179ZM189 164H190V163H189ZM197 164H198V163H197ZM213 164H215V163H213ZM218 164H219V163H218ZM238 164H239V163H238ZM249 164H250V162H249ZM253 164H252V165H253ZM11 165H12V164H11ZM153 165H156V164H153ZM153 165H152V166H153ZM185 165H186V164H185ZM198 165H199V164H198ZM209 165H212V164L209 163ZM209 165H207V166H209ZM224 165H225V164H224ZM244 165H245V164H244ZM257 165H258V164H257ZM149 166H150V165H149ZM152 166H151V167H152ZM172 166H173V165H172ZM174 166H175V165H174ZM190 166H191V169H192V165H190ZM201 166H202V165H201ZM204 166H205V165H204ZM207 166H205V168H206ZM218 166H219V165H218ZM218 166H217V167H218ZM225 166H226V165H225ZM247 166H248V165H247ZM144 167H145V166H144ZM165 167H166V166H164V168H165ZM178 167H180V166H178ZM184 167H185V166H183V168H184ZM188 167H189V165H188ZM188 167H187V168H188ZM193 167H194V165H193ZM210 167H211V166H210ZM213 167H214V166H213ZM215 167H216V166H215ZM226 167H227V166H226ZM232 167H233V166H232ZM236 167H237V165H236ZM257 167H258V166H257ZM261 167H262V166H261ZM146 168L148 169V166H147ZM154 168H155V167H154ZM157 168H158V167H157V165H156V169H157ZM176 168H177V167H176ZM176 168H175V169H176ZM180 168H181V167H180ZM189 168H190V167H189ZM197 168H198V167H197ZM220 168H221V167H220ZM254 168H255V167H254ZM149 169H150V168H149ZM191 169H189V170H191ZM193 169H194V168H193ZM193 169H192V170H193ZM198 169H199V168H198ZM212 169H213V168H212ZM212 169H210V170H212ZM221 169L223 170V168H221ZM241 169H243V168L241 167ZM244 169H245V168H244ZM180 170H181V169H180ZM192 170H191V172H192ZM195 170H196V169H195ZM195 170H194V171H195ZM200 170H201V167H200ZM205 170H206V169H205ZM210 170H209V171H210ZM219 170H220V169H219ZM224 170H225V169H224ZM226 170H227V169H226ZM229 170L231 171V168H230ZM232 170H233V169H232ZM237 170H238V169H237ZM249 170H251V169H249ZM256 170H257V169H256ZM147 171H148V170H147ZM161 171H162V170H161ZM161 171H160V174H161ZM181 171H182V170H181ZM187 171H188V169H186V172H187ZM194 171H193V172H194ZM206 171H208V170H206ZM209 171H208V172H209ZM230 171H229V175H231V174H230ZM241 171H242V170H241ZM241 171H240V173H241ZM162 172H164V171H162ZM177 172H178V171H177ZM191 172H190V173H191ZM215 172H216V171H215ZM217 172H218V171H217ZM221 172H222V171H221ZM221 172H219V173H221ZM236 172H237V171H235V173H236ZM254 172H255V171H254ZM105 173H106V172H105ZM114 173H115V172H114ZM175 173H176V172H175ZM178 173H179V172H178ZM178 173H177V174H178ZM184 173H185V172H184ZM197 173H198V172H197ZM197 173H196V171H195V173H194L195 176H196ZM202 173H203V172H202ZM211 173H212V172H211ZM226 173H228V172H226ZM256 173H257V171H256ZM261 173H262V172H261ZM181 174H182V173H181ZM192 174H193V173H192ZM194 174L192 175V177L194 176ZM198 174H199V173H198ZM205 174H206V173H205ZM205 174H204V175H205ZM247 174H248V173H247ZM188 175H190V174L188 173ZM212 175H213V178H212V179L214 180V177H215V176H214L213 173H212ZM223 175H224V174H222V176H223ZM238 175H239V174H238ZM263 175H264V174H263ZM154 176H155V174H154ZM174 176H176V175H174ZM174 176H173V177H174ZM179 176H180V175H179ZM185 176H187V175H185ZM197 176H198L197 178H199V175H197ZM200 176H201V175H200ZM202 176H203V175H202ZM202 176H201V179H202ZM217 176H218V174H217ZM231 176H232V175H231ZM231 176H230V177H231ZM242 176H243V175H242ZM150 177H151V176H150ZM188 177H190V176H188ZM211 177H212V176H211ZM218 177H219V176H218ZM220 177H221V174H220ZM240 177H241V175H240ZM243 177H245V176H243ZM258 177H259V176H258ZM84 178H85V177H84ZM157 178H158V177H155V179H157ZM161 178H162V177H161ZM166 178H168V177H166ZM166 178H165V179H166ZM178 178H179V180H180V177H178ZM178 178H177V179H178ZM193 178H194V177H193ZM197 178H196V179H197ZM225 178H226V177H225ZM233 178H234V177H233ZM241 178H242V177H241ZM248 178H249V177H248ZM253 178H254V176H253ZM159 179H160V178H159ZM206 179H207V178H206ZM217 179H219V178H217ZM238 179H239V178H238ZM157 180H158V179H157ZM160 180H161V179H160ZM174 180H175V179H174ZM185 180H186V179H185ZM190 180H191V179H190ZM190 180L188 179V182H189ZM204 180H205V179H204ZM210 180H211V179H210ZM219 180H220V179H219ZM227 180H228V179H227ZM232 180H233V179H232ZM245 180H246V179H245ZM247 180H248V179H247ZM251 180H252V179H251ZM253 180H254V179H253ZM253 180H252V181H253ZM261 180H262V178H261ZM128 181H129V180H128ZM155 181H156V180H155ZM170 181H171V180H170ZM180 181H181V180H180ZM193 181H194V180H193ZM202 181H203V180H202ZM214 181H215V180H214ZM222 181H224V180H222ZM239 181H240V180H239ZM241 181H242V179H241ZM241 181H240V182H241ZM153 182H154V181H153ZM181 182H182V181H181ZM181 182H180V183H181ZM185 182H186V181H185ZM197 182H198V181H197ZM207 182H208V181H207ZM216 182H217V181H215V183H216ZM228 182H229V181H228ZM232 182H233V181H232ZM240 182H239V183H240ZM244 182H245V181H244ZM260 182H261V181H260ZM157 183H158V182H157ZM160 183L162 184L161 181H160ZM166 183H167V179H166ZM175 183H177V181H176ZM189 183H190V182H189ZM189 183H188V184H189ZM204 183H205V182H204ZM212 183H213V181H212ZM221 183H222V182H221ZM239 183H237V184H239ZM249 183H250V182H249ZM249 183H248V184H249ZM261 183H262V182H261ZM261 183H260V184H261ZM155 184H156V183H155ZM161 184H160V185H161ZM164 184H165V183H164ZM164 184H162V186H163ZM178 184H179V183H178ZM183 184H184V183H183ZM190 184H191L190 186H192V183H190ZM196 184H197V183H196ZM205 184H206V183H205ZM218 184H219V182L217 183V185H218ZM226 184H227V183H226ZM229 184H230V182H229ZM233 184H235V183H233ZM258 184H259V183H258ZM127 185H128V184H127ZM165 185H166V184H165ZM181 185H182V183H181ZM181 185H180V186H181ZM184 185H187V184H184ZM184 185H182V186L184 187ZM210 185H211V184H210ZM212 185H213V184H212ZM214 185H215V184H214ZM214 185H213V186H214ZM222 185H223V184H222ZM227 185H228V184H227ZM227 185H226V186H227ZM235 185H236V184H235ZM243 185H244V184H243ZM246 185H247V183H246ZM167 186H168V185H167ZM177 186H178V185H177ZM196 186H197V185H196ZM204 186H205V185H204ZM237 186H238V185H237ZM237 186H235V187H237ZM241 186H242V185H241ZM156 187H157V186H156ZM158 187H161V186H158ZM163 187H164V186H163ZM215 187H216V186H215ZM219 187H220V186H219ZM230 187H231V186H230ZM235 187H234V188H235ZM161 188H162V187H161ZM161 188H160V189H161ZM173 188H174V187H173ZM197 188H198V186H197ZM224 188H225V187L223 186V189H224ZM241 188H242V187H240L239 190H240ZM255 188H256V187H255ZM158 189H159V188H158ZM163 189H164V188H163ZM175 189H176V188H175ZM194 189H195V188H194ZM194 189H193V190H194ZM200 189H201V188H200ZM210 189H211V188H210ZM218 189H219V188H218ZM220 189H221V188H220ZM225 189H226V188H225ZM227 189H228V187H227ZM230 189H231V188H230ZM232 189H233V186H232ZM235 189H237V188H235ZM235 189H233V190H235ZM161 190H162V189H161ZM208 190H209V189H208ZM237 190H238V189H237ZM210 191H212V190H210ZM213 191H214V190H213ZM218 191H220V190H218ZM229 191H230V190H229ZM222 192H223V190H222ZM226 192H227V191H226ZM233 192H234V191H233ZM246 192H247V191H246ZM208 193H209V192H208ZM217 193H218V192H217ZM235 193H236V191H235ZM237 193H238V192H237ZM198 194H199V193H198ZM204 194H205V193H204ZM211 194H212V193H211ZM221 194H222V193H221ZM229 194H230V193H229ZM245 194H246V193H245ZM200 195H201V194H200ZM206 195H207V194H206ZM234 195H235V194H234ZM238 195H240V194H238ZM261 195H262V194H261ZM231 196H232V195H231ZM236 196H237V194H236ZM209 197H210V196H209ZM213 197H214V196H213ZM219 197H220V196H219ZM221 197H222V196H221ZM224 197H225V196H224ZM243 197H244V196H243ZM248 197H249V195H248ZM259 197H260V196H259ZM176 198H177V197H176ZM205 198H206V197H205ZM207 198H208V197H207ZM228 198H230V197H228ZM235 198H236V197H235ZM237 198H238V197H237ZM217 199H218V198H217ZM221 199H222V198H221ZM247 199H248V198H247ZM257 199H258V198H257ZM202 200H203V199H202ZM202 200H200V201H202ZM239 200H241V199H239ZM252 200H254V199H252ZM200 201H199V203H200ZM211 201H212V200H211ZM233 201H234V200H233ZM241 201H242V200H241ZM246 201H247V200H246ZM222 202H223V201H222ZM252 202H253V201H252ZM231 203H232V202H231ZM205 204H206V203H205ZM212 204H213V203H212ZM221 205H222V204H221ZM209 207H210V206H209ZM231 207H232V206H231ZM217 211H218V210H217ZM215 212H216V211H215ZM225 213H226V212H225ZM245 214H246V213H245ZM198 216H199V215H198ZM206 216H207V214L205 215V217H206ZM209 220H210V219H209ZM213 220H214V219H213ZM221 220H222V219H221ZM214 222H215V220H214ZM263 222H264V221H263ZM261 223H262V222H261ZM218 224H219V223H218ZM259 226H260V225H259ZM259 226H258V227H259ZM233 228H234V227H233ZM259 228H260V227H259ZM260 230H261V229H260ZM262 231H263V230H262ZM231 233H232V232H231ZM261 233H262V232H261ZM261 233H260V234H261ZM263 234H264V233H263ZM260 239H261V238H260ZM262 240H263V239H262ZM250 243H251V242H250ZM251 247H252V246H251ZM252 248H253V247H252ZM254 249H255V248H254ZM219 250H220V249H219Z\"/></svg>",
	"mask_w": 264,
	"mask_h": 264
}]
</instances>
